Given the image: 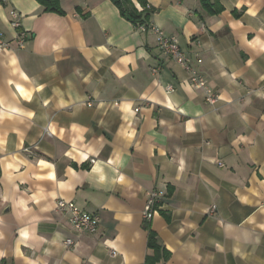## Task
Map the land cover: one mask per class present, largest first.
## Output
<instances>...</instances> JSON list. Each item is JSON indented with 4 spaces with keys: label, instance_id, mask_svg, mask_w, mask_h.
Instances as JSON below:
<instances>
[{
    "label": "crops",
    "instance_id": "crops-1",
    "mask_svg": "<svg viewBox=\"0 0 264 264\" xmlns=\"http://www.w3.org/2000/svg\"><path fill=\"white\" fill-rule=\"evenodd\" d=\"M131 1L219 101L111 0H0L5 38L12 11L28 34L0 53V264H264V0Z\"/></svg>",
    "mask_w": 264,
    "mask_h": 264
},
{
    "label": "built area",
    "instance_id": "built-area-1",
    "mask_svg": "<svg viewBox=\"0 0 264 264\" xmlns=\"http://www.w3.org/2000/svg\"><path fill=\"white\" fill-rule=\"evenodd\" d=\"M11 26L14 29L15 37L12 40H7L5 34L0 30V53L12 50H23L26 48L28 34L22 29L21 16L18 12H11ZM142 32L149 30L153 31L157 36V44L160 51L166 56L173 59L175 62L183 66L191 73V86L197 90H204L206 102L210 105H215L219 101V96L208 87L205 79L191 65V59L182 50L180 41L176 36L166 35L165 32L157 26L142 25L139 27ZM197 63L201 64L202 60L197 59ZM169 91H173L168 87ZM223 167V163H219ZM147 204L145 207V221L151 222L158 214V204L162 201L163 194L159 191H151L147 194ZM216 208H213V211ZM57 210L65 215H68L69 222L72 228L81 234H96L100 227V218L95 214L87 213L81 210L75 203L66 200H59ZM67 247H73V240L65 241Z\"/></svg>",
    "mask_w": 264,
    "mask_h": 264
},
{
    "label": "trees",
    "instance_id": "trees-1",
    "mask_svg": "<svg viewBox=\"0 0 264 264\" xmlns=\"http://www.w3.org/2000/svg\"><path fill=\"white\" fill-rule=\"evenodd\" d=\"M111 1L118 8L121 16L127 21L133 23L136 27L144 24V20L147 19V17H149V15L155 11L154 8L148 7L145 2L142 3V7L144 11V14H142L137 10V8L135 7V5L131 0H111ZM39 2H41V4L45 7V11L47 12L62 13L59 6V0H39ZM202 3L205 9L210 10V13L217 14L221 10V8L219 10L212 8L214 6L208 3L207 1H202ZM149 244L151 247H154L155 242H154L153 234H150ZM147 264H152V263H150V260H148Z\"/></svg>",
    "mask_w": 264,
    "mask_h": 264
}]
</instances>
